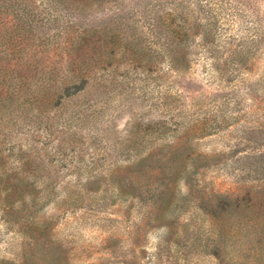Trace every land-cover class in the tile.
I'll return each mask as SVG.
<instances>
[{
	"label": "rangeland",
	"instance_id": "obj_1",
	"mask_svg": "<svg viewBox=\"0 0 264 264\" xmlns=\"http://www.w3.org/2000/svg\"><path fill=\"white\" fill-rule=\"evenodd\" d=\"M101 3L79 24L173 15L185 55L139 29L152 70L121 50L64 99L59 56L4 63L0 264H264V0Z\"/></svg>",
	"mask_w": 264,
	"mask_h": 264
},
{
	"label": "trees",
	"instance_id": "obj_2",
	"mask_svg": "<svg viewBox=\"0 0 264 264\" xmlns=\"http://www.w3.org/2000/svg\"><path fill=\"white\" fill-rule=\"evenodd\" d=\"M99 1L42 0L39 10L35 0H0V70L7 71L6 74L0 72V84L12 88L11 92L6 90V97L16 95L15 80L20 79L9 75L16 73V69L12 70L11 66H24L28 70L38 68L40 60L51 52L60 57L50 70L54 72L60 66L56 73L60 75L61 81L58 95L63 99L84 93L92 80V72L99 67L97 65L112 66L111 60L121 50V54L135 57L132 63L148 66L152 70L154 63L150 55L155 52L152 47L155 43H149L144 32H139L143 28L148 31L151 39L162 41L159 44L163 48L172 50L171 63L179 62L177 54L185 55V45L182 41L177 43L174 38L187 37V27L176 25L173 15H169L168 20L162 16L144 20L141 26L138 22L129 21L120 22V27L112 23L102 26L79 24L78 20L91 15L93 4ZM141 15L147 18L145 13ZM45 29L57 31L50 34L44 32ZM12 62L13 65L8 68L4 65ZM43 73L50 72L42 71L40 74ZM21 78L29 80L30 76L25 73ZM3 94L4 89L0 91V98ZM134 138L131 136L129 141L132 142ZM132 186V183L128 185V190ZM118 189L121 195L125 193L126 188L121 180Z\"/></svg>",
	"mask_w": 264,
	"mask_h": 264
}]
</instances>
